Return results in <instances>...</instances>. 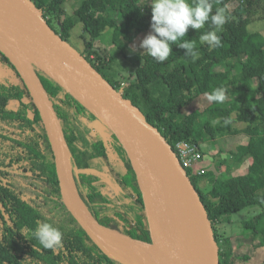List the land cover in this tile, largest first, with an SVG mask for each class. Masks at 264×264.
<instances>
[{"label": "trees", "instance_id": "obj_1", "mask_svg": "<svg viewBox=\"0 0 264 264\" xmlns=\"http://www.w3.org/2000/svg\"><path fill=\"white\" fill-rule=\"evenodd\" d=\"M31 1L70 44L76 26H83L86 59L143 111L147 121L159 129L176 153L177 144L183 141L199 145L205 155L201 145L207 140L242 133L257 140L242 156L232 152L231 157L221 160L220 152L213 163L220 173L218 177L210 171L211 166L204 168L200 175L186 169L213 224L221 264H239L234 238L222 233L219 226L248 208H264V36L250 30L256 3L210 0L213 12L222 8L229 17L217 33L221 37L220 47L209 48L207 43H200L199 37L212 30L210 24L198 31L189 29L184 39L195 42L197 59L186 56L187 50L176 45L163 63L145 54L142 61H133L140 63L123 83L114 74L116 59L119 55L128 57L137 38L151 31L149 3L80 0L74 15L66 17L64 6L70 0ZM235 1L246 6L230 12L229 6ZM106 36L117 53L109 55L95 45ZM0 62L18 79L15 87L0 79V264H123L109 256L64 205L55 155L41 113L19 71L1 51ZM36 70L57 110L67 143L84 129V124L99 122L79 101L72 102L63 85L39 68ZM216 88L225 89L227 98L223 103L213 102L203 112L186 111L199 97ZM12 102L26 104L27 110L11 108ZM236 109L237 121L245 124L243 130L233 128L232 115ZM218 113H222L224 124L216 128L210 118ZM77 145L78 149L70 153L72 174L78 194L92 216L107 227L151 243L137 176L118 138L114 134L106 139L84 134L78 138ZM248 160L254 161L251 171L233 177L234 170ZM100 168L104 169L99 180L90 184L81 182L83 173ZM107 168L116 176L103 173ZM115 190L117 193L113 196L110 192ZM125 218L129 219L128 223ZM37 221L52 223L61 230L62 248L55 252L44 250L35 239L24 238L20 231L34 229ZM263 222L262 214L243 223L249 237L262 239V247ZM243 259L250 261L247 256Z\"/></svg>", "mask_w": 264, "mask_h": 264}, {"label": "water", "instance_id": "obj_2", "mask_svg": "<svg viewBox=\"0 0 264 264\" xmlns=\"http://www.w3.org/2000/svg\"><path fill=\"white\" fill-rule=\"evenodd\" d=\"M0 51L19 71L41 113L55 155L64 205L109 256L129 264L108 253L102 240L135 264H221L220 248L208 211L170 143L147 121L139 107L52 28L31 0H0ZM36 68L71 94L70 89L85 90L91 105L77 100L118 138L137 176L151 243L101 224L82 201L74 182L61 120ZM38 100L46 107L51 131ZM210 171L217 177L220 174L215 165ZM70 181L86 212L75 205ZM152 250L156 254H151Z\"/></svg>", "mask_w": 264, "mask_h": 264}, {"label": "rangeland", "instance_id": "obj_3", "mask_svg": "<svg viewBox=\"0 0 264 264\" xmlns=\"http://www.w3.org/2000/svg\"><path fill=\"white\" fill-rule=\"evenodd\" d=\"M145 2H149V0H145ZM256 3L253 8L254 17H253V23L251 24L250 30L253 32H259L264 36V0H249V3ZM259 2V3H257ZM80 0H70L66 2L65 4V10H66V17H72L75 13V11L80 6ZM243 6H246L245 4H240L239 1L233 2L229 6V11L233 12L234 10H237ZM56 26V25H55ZM58 29V26H57ZM109 33V32H108ZM150 33L147 32L145 34L140 35L137 40L131 45L130 51H128V57H124L122 55H119L116 59V65L114 67V74L116 75L117 79L123 83L125 82V79L129 75H133L134 72L137 69L138 64H134L133 61L138 62L142 61L141 59L145 58L144 49L140 48V43L143 40V38ZM83 35H85L83 26L80 24L79 26H76L74 31L72 32V38H71V45L75 47L80 53H84L86 51V43L83 39ZM107 36L110 38L109 34ZM106 38L102 42H95V45L97 48H101L102 50L106 51L109 55L117 53L115 50V47L112 45L110 41H108ZM89 39V38H87ZM90 41V40H89ZM133 48L135 50H133ZM0 79L9 84L12 87L18 86V79L16 76L12 74V72L6 67L3 66L0 62ZM68 97L74 101H78L73 94L69 92ZM213 102H210L207 100L206 95L199 97L190 107L187 108V112H193V111H205L207 110ZM11 108L15 110H27L26 104L19 103V102H12ZM238 109H236V112L232 115V121H233V128L238 130H243L245 128V124L240 123L237 121L238 117ZM222 113H218L215 116L211 117L210 120H212V123L214 127L219 128L221 127L224 122H222ZM84 129H80L76 134L75 137L73 136L68 141V150L69 153L71 151H75L78 149L77 140L79 137L83 136L84 134H91L96 136L99 139H106L110 137L112 132L103 125L102 122L94 121V122H88L84 124ZM256 139L250 138L245 134L240 135H229L225 138L212 141L207 140L204 144L201 145L203 151L206 153L203 154V160L201 164H198L200 168L206 165H209L210 162L215 161L218 154L221 152L220 157L221 160H225L227 157L232 156V152L235 154L243 153L245 154L247 151L251 150L256 143ZM50 142V140H49ZM51 145V142H50ZM52 147V145H51ZM240 156V154H238ZM225 156V158H224ZM252 160H248L245 163H249V167L247 168V172L251 170V167L253 166L254 162H251ZM209 163V164H208ZM248 165V164H247ZM248 167V166H247ZM104 169V168H103ZM103 169H97L93 171H89L86 173H83L81 175V182L83 184H90L93 182H96L101 174V171ZM224 173L226 171V167L223 168ZM107 175H113L111 174V171L107 168L105 172H103ZM229 175L225 174V177H228ZM113 196L117 193V190L115 192H110ZM264 216V208L263 207H251L246 209L243 212H240L238 214H235L230 219V222H228L225 225L219 226V230L222 233H226L229 236H232L235 240V251L236 254L239 257V264H264V246H261L262 239L255 240L254 238L249 237V234L244 228L243 223L247 221L253 220L255 217L262 215ZM129 219L125 218V223H128ZM124 226H122V229ZM260 230H264V222L262 223ZM249 257L250 261L246 262L244 261V257Z\"/></svg>", "mask_w": 264, "mask_h": 264}, {"label": "clouds", "instance_id": "obj_4", "mask_svg": "<svg viewBox=\"0 0 264 264\" xmlns=\"http://www.w3.org/2000/svg\"><path fill=\"white\" fill-rule=\"evenodd\" d=\"M148 3L151 7V31L141 41L140 48L157 63L168 60L173 45L186 49V56L197 59L195 42L184 38L189 29L198 31L206 24H210L212 30L199 37L200 43H207L209 48L221 46V37L217 33L222 31L229 17L222 8L213 12L210 0H149ZM205 95L208 101L218 104L227 98L223 88H216ZM20 233L27 240L38 241L44 250L55 252L63 247V233L46 221H37L34 229H22Z\"/></svg>", "mask_w": 264, "mask_h": 264}, {"label": "bare ground", "instance_id": "obj_5", "mask_svg": "<svg viewBox=\"0 0 264 264\" xmlns=\"http://www.w3.org/2000/svg\"><path fill=\"white\" fill-rule=\"evenodd\" d=\"M16 64L19 66V63L15 60ZM25 74V73H24ZM72 94L75 96V98L77 99H80L79 101H83V102H86L87 105H91L90 103V100L88 99V96H87V92L83 89H70ZM38 103L41 107V109L43 110L44 112V115H45V118H46V122L50 128V131L52 130V127H51V123H50V119L47 117V110H46V107L44 106L43 102L41 100H38ZM72 182L70 181V184H69V188H70V193H71V196H72V199L75 203V205L81 209L83 212H86V209H85V206L84 204L82 203V201H80L79 198H77V196H75V190L71 184ZM98 238V237H96ZM102 246L103 248L108 252L110 253L112 256H114L115 258L125 262V263H129V264H132L134 263L127 255H125L124 253H122L121 251H119L117 248L109 245L106 243L105 240H102ZM152 254H156V252L154 250L151 251ZM135 264V263H134Z\"/></svg>", "mask_w": 264, "mask_h": 264}, {"label": "built area", "instance_id": "obj_6", "mask_svg": "<svg viewBox=\"0 0 264 264\" xmlns=\"http://www.w3.org/2000/svg\"><path fill=\"white\" fill-rule=\"evenodd\" d=\"M177 156L180 159L185 169L191 170L193 174H201L204 169H201L198 164L203 160V152L199 145L192 142L183 141L177 144ZM179 154V155H178Z\"/></svg>", "mask_w": 264, "mask_h": 264}, {"label": "crops", "instance_id": "obj_7", "mask_svg": "<svg viewBox=\"0 0 264 264\" xmlns=\"http://www.w3.org/2000/svg\"><path fill=\"white\" fill-rule=\"evenodd\" d=\"M238 154H240V156H242L243 155V153H238ZM224 158H225V156H224ZM251 162H254L253 160L251 161ZM214 161L213 162H210V164L209 165H206V163H205V166L204 167H202L201 169H204V168H208L209 166H211V168H212V166H214ZM248 164V165H247ZM248 166V167H247ZM247 168H250L249 167V163H243V165L241 166V167H238L237 169H235L234 170V172H233V177H236V176H244V175H247L251 170H249L248 172L246 171L247 170ZM224 172V171H223Z\"/></svg>", "mask_w": 264, "mask_h": 264}, {"label": "flooded vegetation", "instance_id": "obj_8", "mask_svg": "<svg viewBox=\"0 0 264 264\" xmlns=\"http://www.w3.org/2000/svg\"><path fill=\"white\" fill-rule=\"evenodd\" d=\"M54 23V22H53ZM56 24H54L55 26ZM56 27V26H55ZM55 29V28H54ZM85 57L88 56V53L85 51L84 53H82ZM91 59H93L95 61V57L94 56H91Z\"/></svg>", "mask_w": 264, "mask_h": 264}]
</instances>
